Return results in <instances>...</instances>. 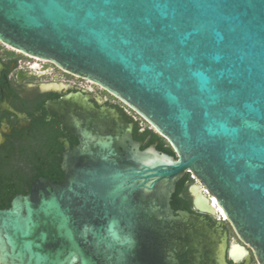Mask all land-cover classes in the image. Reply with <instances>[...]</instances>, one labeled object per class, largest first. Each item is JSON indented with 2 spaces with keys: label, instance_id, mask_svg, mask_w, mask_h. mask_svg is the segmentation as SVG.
<instances>
[{
  "label": "water",
  "instance_id": "obj_1",
  "mask_svg": "<svg viewBox=\"0 0 264 264\" xmlns=\"http://www.w3.org/2000/svg\"><path fill=\"white\" fill-rule=\"evenodd\" d=\"M0 43L95 84L176 156L121 145L117 110L79 92L50 104L77 143L61 140V182L0 209V264H175L191 229L169 202L187 173L216 201L192 187L196 208L223 212L264 264V0H0Z\"/></svg>",
  "mask_w": 264,
  "mask_h": 264
},
{
  "label": "flooded vegetation",
  "instance_id": "obj_2",
  "mask_svg": "<svg viewBox=\"0 0 264 264\" xmlns=\"http://www.w3.org/2000/svg\"><path fill=\"white\" fill-rule=\"evenodd\" d=\"M48 85H51L49 86L51 89H41V86ZM77 92L88 96L96 109L109 107L117 110V122L110 121L109 128L122 139L121 145L128 148L130 143L134 142L141 144L140 150L145 149L143 146L147 139L138 140L135 134L154 132L153 129L118 100L95 84L72 76L52 63L29 57L0 43V188L2 190L11 192L14 189L13 181L5 183L1 178V167L3 160L7 158V152L20 145L35 147V141L46 135L55 136L56 143L46 148L43 154L46 160L39 157L35 164L44 170H49L51 164L58 160V171L51 173L48 171L53 180L45 176L39 177L55 182L63 180L60 169L63 153L61 140L68 142L70 147L77 141L68 125L69 121L53 112L50 104L60 101L67 94ZM18 166L24 169V172L31 167L30 165L24 167L20 163ZM192 187H195L194 191L198 196L202 195L208 200L206 203L209 206L215 207L212 198L191 173L185 174L176 183L169 202L170 209L175 217L181 218V212L187 214L182 220L183 224L191 229V234L185 248L175 257V264H218L217 257L221 249L225 264H258L251 248L237 238L217 209L215 214L200 212L196 208ZM19 194L21 193L15 195ZM175 194L176 199H174ZM0 209L5 208L0 207Z\"/></svg>",
  "mask_w": 264,
  "mask_h": 264
},
{
  "label": "trees",
  "instance_id": "obj_3",
  "mask_svg": "<svg viewBox=\"0 0 264 264\" xmlns=\"http://www.w3.org/2000/svg\"><path fill=\"white\" fill-rule=\"evenodd\" d=\"M135 138L138 140L147 139V142L145 143L143 148H146L154 144L155 142H158V145L156 147L158 152L176 158L174 152L166 143V141L152 131H146L143 134L136 133ZM55 143V136L46 135L43 138L35 141V147L31 148L30 145H20L18 148L12 149L7 152V158H5L4 160L2 159L3 165L1 167V178L5 181V183L7 181H13L14 189L11 192H7L0 188V207H8L10 200L14 197L15 194H26L27 192H29L30 184L35 178L39 176H45L52 180L54 179L50 176L48 171L50 173L55 172L56 170L58 171V160L51 164L49 170H44L39 165H36L35 161L39 157H42V159L46 160L43 157L46 148ZM19 163L24 167H29V165L31 167L29 169H26V171L28 170L27 172H24L25 170L18 166ZM174 199H176V194L174 195Z\"/></svg>",
  "mask_w": 264,
  "mask_h": 264
},
{
  "label": "snow or ice",
  "instance_id": "obj_4",
  "mask_svg": "<svg viewBox=\"0 0 264 264\" xmlns=\"http://www.w3.org/2000/svg\"><path fill=\"white\" fill-rule=\"evenodd\" d=\"M95 35H97L99 38H101V43H105L103 38H102L103 37L102 33H96ZM105 47H107L106 43H105ZM205 86H206V82H205ZM209 133L214 134V129L212 127H209ZM215 203H216V201L213 200V204H215ZM221 215H223V212H221Z\"/></svg>",
  "mask_w": 264,
  "mask_h": 264
}]
</instances>
